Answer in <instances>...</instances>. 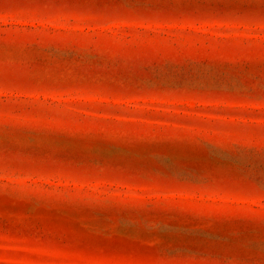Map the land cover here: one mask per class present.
Segmentation results:
<instances>
[{
  "label": "rangeland",
  "instance_id": "rangeland-1",
  "mask_svg": "<svg viewBox=\"0 0 264 264\" xmlns=\"http://www.w3.org/2000/svg\"><path fill=\"white\" fill-rule=\"evenodd\" d=\"M127 2L0 0V264L93 244L260 257L243 175L264 164V20L253 0Z\"/></svg>",
  "mask_w": 264,
  "mask_h": 264
},
{
  "label": "snow or ice",
  "instance_id": "snow-or-ice-1",
  "mask_svg": "<svg viewBox=\"0 0 264 264\" xmlns=\"http://www.w3.org/2000/svg\"><path fill=\"white\" fill-rule=\"evenodd\" d=\"M39 3L52 7H66L75 9L92 8L93 10L103 11L106 7H120L133 10H141L143 5L140 3H129L127 0L117 3H108L106 0H39ZM243 15L251 17H259L264 20V0H260L259 5H256L254 0L250 6L242 10ZM258 97V101L264 105V85H262L259 93L252 94ZM261 135H264V126L259 129ZM261 155L264 157V147L261 148ZM243 179L249 185L259 186L260 191L264 192V164L261 166V178L257 181L256 177L250 174H244ZM261 229L258 236L253 239H258L262 245V250L259 259L248 257L246 251L241 250L239 259L236 264H264V217L259 221ZM70 255L78 259L74 264H199V261L186 259L191 254L186 252H177L164 245L156 247L146 246H123L111 245L105 246L102 244L82 245L70 250ZM171 257V261L165 259Z\"/></svg>",
  "mask_w": 264,
  "mask_h": 264
}]
</instances>
